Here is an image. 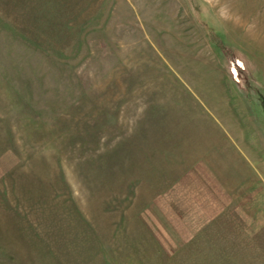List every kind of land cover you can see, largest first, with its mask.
Wrapping results in <instances>:
<instances>
[{"label":"rangeland","instance_id":"374dc122","mask_svg":"<svg viewBox=\"0 0 264 264\" xmlns=\"http://www.w3.org/2000/svg\"><path fill=\"white\" fill-rule=\"evenodd\" d=\"M221 125L264 163V0H0V264H264L177 183Z\"/></svg>","mask_w":264,"mask_h":264},{"label":"crops","instance_id":"0c3cea01","mask_svg":"<svg viewBox=\"0 0 264 264\" xmlns=\"http://www.w3.org/2000/svg\"><path fill=\"white\" fill-rule=\"evenodd\" d=\"M244 133L242 128L236 126L227 128L221 125L218 130L211 133L210 144L204 148L205 153L194 164L184 168L178 176L177 183L183 186L185 184L196 200L197 207H194L193 213L198 216L202 214L205 220L200 223L198 228L200 229L199 233L202 232V234L197 235L203 239L199 243L202 249L207 248L210 244L236 245L238 243L237 231L231 229V222L240 230H244V233L240 232V234L248 235V238L253 241L259 234L258 230L264 229V168L261 170L259 166V164L263 166L264 163L262 158H257V153H254L245 137L243 138ZM193 178H196V181H193ZM201 179L203 182H200ZM233 192L236 194L233 195ZM258 195H260V201L258 202L256 199L255 201L260 204V208H258L260 217L256 215L259 213L253 212L252 206H250L251 209H247V204L254 203V198H257ZM160 196L162 195L157 196L155 202L153 201L149 207H145L139 213L142 218L143 215L148 216V221L154 224V228L151 225L147 227L156 241L162 247L170 246L172 253L177 251L178 245L181 243L186 246L197 245L194 240L198 232L193 233L188 225H186L188 229H185V234H181L178 229L182 230V227L175 225L174 221L166 220L163 227L157 223L159 220L155 218L154 214L156 215L157 211L160 212L157 205V199ZM155 203L158 210L153 211ZM241 206H244L242 210L239 209ZM152 213L154 214L152 215ZM238 213L243 221H236L237 218L233 215ZM248 215L255 216L248 218ZM226 219L230 221H226ZM247 222L252 225L259 223L260 226L254 227L257 230L251 232L248 229L253 226L247 227ZM152 230H159L162 233L165 231L167 237H162L163 241L161 242L156 236L158 235L157 231L154 233ZM187 230H189V234L186 233ZM262 235L264 236V233ZM178 237L181 242L178 241ZM234 240L236 241L234 242ZM261 243L264 245V239L261 240ZM186 251L188 250H185L184 253H187Z\"/></svg>","mask_w":264,"mask_h":264}]
</instances>
